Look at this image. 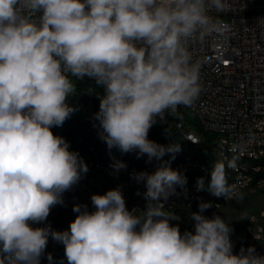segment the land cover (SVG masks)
Wrapping results in <instances>:
<instances>
[{
    "label": "clouds",
    "instance_id": "1",
    "mask_svg": "<svg viewBox=\"0 0 264 264\" xmlns=\"http://www.w3.org/2000/svg\"><path fill=\"white\" fill-rule=\"evenodd\" d=\"M213 7L223 0H0V264H40L49 237L64 245L68 264H264L254 247L233 253L231 224L204 214L210 201L191 212L194 231L171 223L177 218L165 205L187 177L163 157L180 147L148 139L157 117L190 106L201 91L199 63L184 42L213 27ZM69 73L103 87L94 118L109 150L161 163L131 174L144 185V210H128L117 186L91 196L94 211L73 205L69 230L33 228L89 171L51 131L74 111ZM226 166L234 161L217 159L197 191L238 197ZM126 167L112 165L117 173Z\"/></svg>",
    "mask_w": 264,
    "mask_h": 264
},
{
    "label": "built area",
    "instance_id": "2",
    "mask_svg": "<svg viewBox=\"0 0 264 264\" xmlns=\"http://www.w3.org/2000/svg\"><path fill=\"white\" fill-rule=\"evenodd\" d=\"M222 9L210 8L208 15L213 27L204 33L197 32L184 42L193 62L200 66L199 84L201 91L190 106H178L175 111L167 110L163 119L157 117L152 125L158 132L179 131L184 142L192 147L205 146L215 159L227 158L234 161V167L226 166L228 183L236 186L238 197L226 200L215 197L207 190L197 191V180L205 177V186L210 176L212 163L202 155H191L179 159L172 169L187 177L186 186L177 187L165 207L177 220L181 233L194 231L191 212L198 211L201 201L212 202L205 215L219 214L232 205L246 192L264 190V0H223ZM76 92L66 100L74 111L68 118L75 119L84 109L83 97L79 94V84L97 85L94 78L71 77ZM103 88L102 86H99ZM82 142V140H80ZM75 152V150H72ZM93 151V149H91ZM136 154L120 153L111 164L95 161L91 156L83 160L88 168L110 177H126L138 199L130 206L144 210L146 201L142 193L144 185L131 178L138 172H154L136 161ZM115 161H123L127 167L114 172ZM141 193L138 195L137 193ZM63 203L56 204L59 212L55 219L64 218L73 212L75 204H86L94 211L91 202L93 194H104L86 173L70 190L63 192ZM143 204V206L141 205ZM135 214H139L138 212ZM72 221L63 225L48 224L53 230H69ZM44 223L31 224L33 228L44 227ZM233 253L238 254L243 247H254L257 254L264 256V208L258 214H251L243 223L237 236L230 238ZM56 256L67 260L64 245L49 237L41 257Z\"/></svg>",
    "mask_w": 264,
    "mask_h": 264
},
{
    "label": "trees",
    "instance_id": "3",
    "mask_svg": "<svg viewBox=\"0 0 264 264\" xmlns=\"http://www.w3.org/2000/svg\"><path fill=\"white\" fill-rule=\"evenodd\" d=\"M85 86L86 84L84 83L79 84V94H81L83 97L84 107H86L89 103L88 99L84 96ZM100 91V95H103V90ZM99 104L100 100H98L94 106L93 115L99 111ZM51 131L54 135L63 137L69 143V150H75V152H78L80 157H82L83 159L87 156H91L92 159L95 161H104L107 164H111L115 160V158L121 153L117 148H112L111 150L108 149L107 144L101 139V135L103 133L102 127L100 126L99 121L94 118V116L80 114L75 119L66 118L63 125L53 126L51 128ZM158 133H160L164 144L170 145L172 149L178 148L179 143L181 141L184 142L182 133L179 131L161 133L156 131L155 128L151 127L149 129L148 135H157ZM80 140H82V142H80ZM190 147L191 148H189V152H192L193 147ZM91 149H93V151H91ZM200 151H202L205 159L210 163L213 164L216 161L209 148L202 146ZM186 157L189 156L186 155ZM179 159H182V157H180L178 152H170L163 157V162H166L169 167L173 168L175 162ZM136 161L142 164L144 167L153 169L154 171L161 163V161H157L155 159L149 161L146 155L139 159H136ZM58 212L59 210L57 206H52L50 209L49 216L47 217L46 223L63 225L64 223H67L69 221H74L77 215V213L71 212L68 213L66 217H60L56 220L54 217L55 214ZM2 255L3 253L0 252V256ZM51 257V264H68L67 260L60 259L56 256ZM40 264H50L48 256L41 257Z\"/></svg>",
    "mask_w": 264,
    "mask_h": 264
},
{
    "label": "rangeland",
    "instance_id": "4",
    "mask_svg": "<svg viewBox=\"0 0 264 264\" xmlns=\"http://www.w3.org/2000/svg\"><path fill=\"white\" fill-rule=\"evenodd\" d=\"M100 90H103L99 86L95 85H86L84 87V96L88 99L89 103L86 107H84L83 111L79 113L80 114H87L89 116H94V106L99 100L98 95H100ZM148 139L155 141L158 144H164V141L162 140V137L160 133L157 135H148ZM203 146V145H202ZM180 147V150L178 151V154L180 157H186V155H202V151L200 149L202 147H193L192 152H189V148H191L188 144L181 141L179 143L178 148ZM88 176L93 179V182L102 190V192H106L110 189L116 188L117 186H120L123 191V196L126 200V202L130 205H136L138 199L136 198L129 180L126 177H110L106 174H103L102 172H95L94 170L89 168V171L87 172ZM61 197L64 198L66 195L64 193L61 194ZM143 206V204H141ZM264 208V190L257 189L250 192H246L242 195L241 198H239L236 202H234L232 205L226 207L223 209L219 215H221L225 222L228 224H231V227L233 229L232 233L230 234V238H233L238 235L243 223L246 221V219L251 214H258L262 209ZM207 216V215H206ZM211 217V216H208Z\"/></svg>",
    "mask_w": 264,
    "mask_h": 264
}]
</instances>
